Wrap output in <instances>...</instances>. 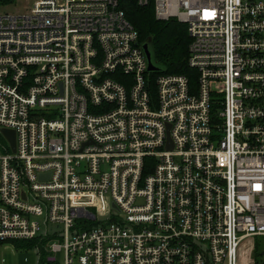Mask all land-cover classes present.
<instances>
[{"label":"built area","instance_id":"obj_1","mask_svg":"<svg viewBox=\"0 0 264 264\" xmlns=\"http://www.w3.org/2000/svg\"><path fill=\"white\" fill-rule=\"evenodd\" d=\"M24 2L0 10V244L264 264V0H137L187 24L188 72L148 70L121 0Z\"/></svg>","mask_w":264,"mask_h":264},{"label":"trees","instance_id":"obj_2","mask_svg":"<svg viewBox=\"0 0 264 264\" xmlns=\"http://www.w3.org/2000/svg\"><path fill=\"white\" fill-rule=\"evenodd\" d=\"M129 20L137 27L141 38L151 36L157 61L167 65L168 72H188L187 63L190 36L187 24L176 17L168 20L159 19L155 15L153 3L142 6L137 0H121ZM161 72V71H159ZM44 239L16 240L17 246H32L38 244L40 262L47 261Z\"/></svg>","mask_w":264,"mask_h":264},{"label":"rangeland","instance_id":"obj_3","mask_svg":"<svg viewBox=\"0 0 264 264\" xmlns=\"http://www.w3.org/2000/svg\"><path fill=\"white\" fill-rule=\"evenodd\" d=\"M24 1L26 0H0V10H27L28 6ZM52 226L51 230L54 231L55 225ZM47 240L44 242L46 246L52 242V240L50 242ZM39 251V246L36 243H33L32 246H17L11 241H6L4 244H0V264H39ZM55 255L57 257L55 263H61L64 255L63 250L57 251Z\"/></svg>","mask_w":264,"mask_h":264},{"label":"water","instance_id":"obj_4","mask_svg":"<svg viewBox=\"0 0 264 264\" xmlns=\"http://www.w3.org/2000/svg\"><path fill=\"white\" fill-rule=\"evenodd\" d=\"M142 45H143L144 52L148 59V70L152 72L166 71L167 65L157 61L155 49L153 47L152 37L149 36L145 38ZM1 131L5 135V137L10 141L13 150H16V131L15 129L4 127L1 129ZM168 139H169L168 147L173 148V141H172V138L170 137V134L168 135ZM40 177L44 178L45 175L41 174Z\"/></svg>","mask_w":264,"mask_h":264}]
</instances>
